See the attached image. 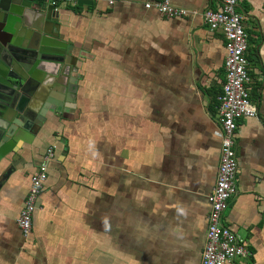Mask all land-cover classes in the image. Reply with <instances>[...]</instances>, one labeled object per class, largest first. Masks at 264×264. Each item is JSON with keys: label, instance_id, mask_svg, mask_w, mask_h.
<instances>
[{"label": "crops", "instance_id": "crops-1", "mask_svg": "<svg viewBox=\"0 0 264 264\" xmlns=\"http://www.w3.org/2000/svg\"><path fill=\"white\" fill-rule=\"evenodd\" d=\"M146 1L58 6L75 102L48 113L39 132L21 131L0 162V264H200L225 76L223 33L201 14L219 0H169L189 11L178 17ZM238 9L257 116L237 120L239 172L222 222L247 239L248 264H264V0ZM52 144L23 237L16 217Z\"/></svg>", "mask_w": 264, "mask_h": 264}, {"label": "built area", "instance_id": "built-area-1", "mask_svg": "<svg viewBox=\"0 0 264 264\" xmlns=\"http://www.w3.org/2000/svg\"><path fill=\"white\" fill-rule=\"evenodd\" d=\"M48 1L58 8L59 5H76L79 0ZM107 1L109 4L114 2ZM144 7L153 9L164 17L189 14L188 10L171 5L169 0H148ZM201 15L210 30H220L223 33L225 76L222 90L216 97L222 134L220 156L215 183L208 194V225L200 264H248L252 253L247 239L222 222L223 212L236 192L239 172L235 150L237 120L257 116L255 101L250 96L252 79L247 58L248 34L244 23L246 15L238 9V0H219L217 8L205 9ZM55 148L52 144L45 149L38 166L30 176L22 206L16 217V224L23 237H28L31 232L32 215L37 209V199L46 180L48 163L54 157Z\"/></svg>", "mask_w": 264, "mask_h": 264}, {"label": "water", "instance_id": "water-1", "mask_svg": "<svg viewBox=\"0 0 264 264\" xmlns=\"http://www.w3.org/2000/svg\"><path fill=\"white\" fill-rule=\"evenodd\" d=\"M60 11L48 0H0V162L21 131L39 132L48 113L75 102L77 67Z\"/></svg>", "mask_w": 264, "mask_h": 264}, {"label": "trees", "instance_id": "trees-1", "mask_svg": "<svg viewBox=\"0 0 264 264\" xmlns=\"http://www.w3.org/2000/svg\"><path fill=\"white\" fill-rule=\"evenodd\" d=\"M217 102V101H216Z\"/></svg>", "mask_w": 264, "mask_h": 264}]
</instances>
